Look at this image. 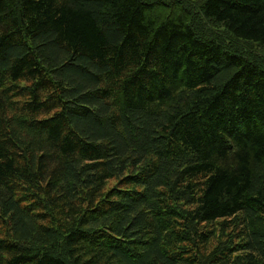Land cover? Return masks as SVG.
<instances>
[{
  "label": "trees",
  "instance_id": "obj_1",
  "mask_svg": "<svg viewBox=\"0 0 264 264\" xmlns=\"http://www.w3.org/2000/svg\"><path fill=\"white\" fill-rule=\"evenodd\" d=\"M199 2L0 0V264H264V0Z\"/></svg>",
  "mask_w": 264,
  "mask_h": 264
},
{
  "label": "rangeland",
  "instance_id": "obj_2",
  "mask_svg": "<svg viewBox=\"0 0 264 264\" xmlns=\"http://www.w3.org/2000/svg\"><path fill=\"white\" fill-rule=\"evenodd\" d=\"M198 2H199V0H192V4L195 5V8H196V9L198 8ZM202 2H204V0H201V1L199 2V4H202Z\"/></svg>",
  "mask_w": 264,
  "mask_h": 264
}]
</instances>
